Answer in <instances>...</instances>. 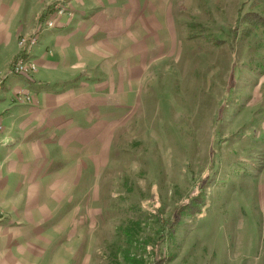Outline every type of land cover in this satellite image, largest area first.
<instances>
[{"label": "rangeland", "instance_id": "obj_1", "mask_svg": "<svg viewBox=\"0 0 264 264\" xmlns=\"http://www.w3.org/2000/svg\"><path fill=\"white\" fill-rule=\"evenodd\" d=\"M161 2L140 103L84 167L53 264H264V0ZM200 190L204 214L185 216Z\"/></svg>", "mask_w": 264, "mask_h": 264}, {"label": "crops", "instance_id": "obj_2", "mask_svg": "<svg viewBox=\"0 0 264 264\" xmlns=\"http://www.w3.org/2000/svg\"><path fill=\"white\" fill-rule=\"evenodd\" d=\"M67 1L72 17L41 32L27 80L11 74L18 35L35 32L53 0H0V264L60 262L84 167L100 166L118 114L140 103L165 27L161 0ZM20 90L34 102L16 103Z\"/></svg>", "mask_w": 264, "mask_h": 264}, {"label": "built area", "instance_id": "obj_3", "mask_svg": "<svg viewBox=\"0 0 264 264\" xmlns=\"http://www.w3.org/2000/svg\"><path fill=\"white\" fill-rule=\"evenodd\" d=\"M72 17V11L69 7L67 0H58L55 7L52 9L47 20L41 22L37 31L27 38L21 40L22 44V54L17 58L16 63L12 66L11 74L21 76L27 80H31L34 72L37 70L36 63L28 58L29 53L33 47L37 44L41 32L45 28H54L57 26L54 17ZM3 80H0V92L1 86L3 85ZM35 97L25 90H20L14 95V101L16 103H27L31 104L34 102ZM4 124L2 118L0 117V135L4 132Z\"/></svg>", "mask_w": 264, "mask_h": 264}, {"label": "trees", "instance_id": "obj_4", "mask_svg": "<svg viewBox=\"0 0 264 264\" xmlns=\"http://www.w3.org/2000/svg\"><path fill=\"white\" fill-rule=\"evenodd\" d=\"M256 22L260 23L261 27H264V18H259ZM206 196L207 194L200 190L199 193L195 195L186 206L181 208V213L184 214L185 216H191V217L203 215L208 205ZM158 221L162 225L169 224L168 236L171 237L172 230L176 227V225H178V221L175 219L172 223L171 222L165 223V221L161 220V217H159Z\"/></svg>", "mask_w": 264, "mask_h": 264}]
</instances>
